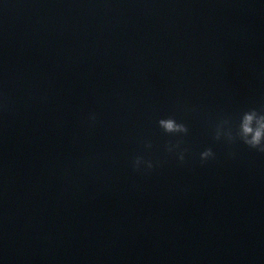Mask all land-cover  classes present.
Instances as JSON below:
<instances>
[{
    "label": "water",
    "instance_id": "95a60500",
    "mask_svg": "<svg viewBox=\"0 0 264 264\" xmlns=\"http://www.w3.org/2000/svg\"><path fill=\"white\" fill-rule=\"evenodd\" d=\"M251 108L264 0H0V264H264Z\"/></svg>",
    "mask_w": 264,
    "mask_h": 264
},
{
    "label": "clouds",
    "instance_id": "9594fccd",
    "mask_svg": "<svg viewBox=\"0 0 264 264\" xmlns=\"http://www.w3.org/2000/svg\"><path fill=\"white\" fill-rule=\"evenodd\" d=\"M89 120L91 122H95V114H92L89 117ZM223 123L227 124L229 121L225 120ZM158 125L164 130L165 133L168 134H187L188 132L187 125L182 122H177L174 116L160 118L158 120ZM220 127L221 125L217 126L215 139L219 140L221 136L224 135L229 142H232L238 138L250 149H255L260 153H264V110L258 111L256 108H251L247 111H244L243 120L239 125V131H235V134H233L232 130L225 134H221L219 131ZM151 146L152 145L150 143L145 145L147 148H151ZM174 148H179V144L177 143L176 145H170L168 146L167 150L172 152ZM185 151L187 150H182L178 154V159L180 162H183L185 159ZM214 158L215 153L213 152L212 148H206L200 153V160L202 163H206L210 159ZM132 168L137 172H150L154 168V164L150 159L146 160L143 156L138 155L132 161Z\"/></svg>",
    "mask_w": 264,
    "mask_h": 264
}]
</instances>
